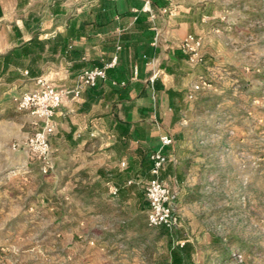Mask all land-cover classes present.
I'll return each instance as SVG.
<instances>
[{
  "label": "crops",
  "instance_id": "1",
  "mask_svg": "<svg viewBox=\"0 0 264 264\" xmlns=\"http://www.w3.org/2000/svg\"><path fill=\"white\" fill-rule=\"evenodd\" d=\"M192 1L0 0L2 126L14 118L13 96L37 90L38 78L56 90L71 89L79 74L109 62L120 47L107 81L76 98L64 97L51 119L54 186L42 209L58 214L62 230L94 223L101 229L88 237L100 249L71 250L68 264H153L126 237L145 225L149 156L161 149L162 135L173 139L162 152L176 161L164 167L161 177L176 199L183 192L181 161L191 156L180 140V101L186 98L180 93L187 89L189 63L180 44L188 35L198 38L206 19ZM5 139L0 138V146ZM40 187L43 195L46 188ZM111 187L117 189L115 196ZM185 243L168 254V264L207 253L204 242L194 253L185 250L191 242Z\"/></svg>",
  "mask_w": 264,
  "mask_h": 264
},
{
  "label": "rangeland",
  "instance_id": "2",
  "mask_svg": "<svg viewBox=\"0 0 264 264\" xmlns=\"http://www.w3.org/2000/svg\"><path fill=\"white\" fill-rule=\"evenodd\" d=\"M191 7L206 19L197 35L200 62L186 65L180 93V140L191 158L181 161L179 226L149 228L143 217L145 225L126 238L153 264H168L185 240L186 251L204 242L207 253L184 264H264V0H196ZM10 114L0 125L7 141L0 146V264H68L71 250L100 249L87 244L101 230L96 223L65 231L58 214L42 209L54 186L55 153L43 174L27 143L45 119L15 104Z\"/></svg>",
  "mask_w": 264,
  "mask_h": 264
},
{
  "label": "built area",
  "instance_id": "3",
  "mask_svg": "<svg viewBox=\"0 0 264 264\" xmlns=\"http://www.w3.org/2000/svg\"><path fill=\"white\" fill-rule=\"evenodd\" d=\"M171 1V0H167ZM202 42L199 38L188 35L180 44L181 52L187 57L189 63L200 62V51ZM120 47H116V52L113 54L109 62L104 63L100 67H94L83 71L76 78L74 87L68 90H56L44 78H38L36 84L37 90L32 92H24L13 96L12 102L16 105L17 110L31 111L33 114H38L39 117L45 119V124L41 131L33 134L27 143L28 152L41 164V172L47 174L52 171L53 164L51 163V147L49 138L54 133V126L51 122L55 110L59 107L62 99L67 96L76 98L80 92L87 88H93L98 82H106L107 72L115 68L118 62V52ZM115 85L114 82H112ZM205 85V83H202ZM123 85V83H121ZM200 85L192 87V91L196 92L200 89ZM192 98V94L188 95ZM173 144L171 136L165 134L160 137L161 149L152 152L149 156L151 163L148 180L144 187V198L148 205L146 214V224L149 228H163L172 231L178 228V206L176 196L170 191L169 187L161 177V172L169 163H174L176 160L171 153H163L162 149L168 148ZM123 165V164H122ZM112 195L117 194V189L111 187ZM93 245V242H89ZM185 242L178 244L179 248H183Z\"/></svg>",
  "mask_w": 264,
  "mask_h": 264
},
{
  "label": "trees",
  "instance_id": "4",
  "mask_svg": "<svg viewBox=\"0 0 264 264\" xmlns=\"http://www.w3.org/2000/svg\"><path fill=\"white\" fill-rule=\"evenodd\" d=\"M184 247H185V245H184ZM184 247L182 249H184Z\"/></svg>",
  "mask_w": 264,
  "mask_h": 264
}]
</instances>
